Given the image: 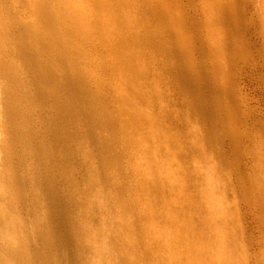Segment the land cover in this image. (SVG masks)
Here are the masks:
<instances>
[{
  "label": "rangeland",
  "instance_id": "obj_1",
  "mask_svg": "<svg viewBox=\"0 0 264 264\" xmlns=\"http://www.w3.org/2000/svg\"><path fill=\"white\" fill-rule=\"evenodd\" d=\"M32 1L16 0L22 20L64 36L83 89L112 96L127 184L157 231L145 252L264 264V0H47L77 24L66 34ZM90 133L96 151L107 132Z\"/></svg>",
  "mask_w": 264,
  "mask_h": 264
},
{
  "label": "bare ground",
  "instance_id": "obj_2",
  "mask_svg": "<svg viewBox=\"0 0 264 264\" xmlns=\"http://www.w3.org/2000/svg\"><path fill=\"white\" fill-rule=\"evenodd\" d=\"M35 2L57 33L78 32L70 18L53 24L47 0ZM33 28L16 0H0V264H158L145 252L157 231L151 221L143 229L138 190L127 184L105 82L89 96L64 36ZM99 124L107 135L94 151L89 132Z\"/></svg>",
  "mask_w": 264,
  "mask_h": 264
}]
</instances>
